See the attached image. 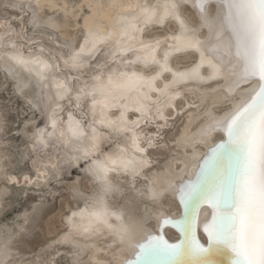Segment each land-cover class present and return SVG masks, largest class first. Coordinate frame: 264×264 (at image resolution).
<instances>
[{
    "label": "snow or ice",
    "instance_id": "snow-or-ice-1",
    "mask_svg": "<svg viewBox=\"0 0 264 264\" xmlns=\"http://www.w3.org/2000/svg\"><path fill=\"white\" fill-rule=\"evenodd\" d=\"M0 264H264V0H0Z\"/></svg>",
    "mask_w": 264,
    "mask_h": 264
},
{
    "label": "rangeland",
    "instance_id": "rangeland-1",
    "mask_svg": "<svg viewBox=\"0 0 264 264\" xmlns=\"http://www.w3.org/2000/svg\"><path fill=\"white\" fill-rule=\"evenodd\" d=\"M50 210L52 211V212H54L56 215H55V219H56V221L57 222H59V215H58V213H59V211H60V208H59V203L57 202V203H55V204H51L50 205ZM9 211V213H10V215L8 216V220H11L15 215H18V214H20V213H22L23 211H25V209H20V213H17V212H15L13 209H9L8 210ZM47 225H45V227H46ZM47 235L49 236V238L51 239V237L54 235V233H47Z\"/></svg>",
    "mask_w": 264,
    "mask_h": 264
},
{
    "label": "bare ground",
    "instance_id": "bare-ground-1",
    "mask_svg": "<svg viewBox=\"0 0 264 264\" xmlns=\"http://www.w3.org/2000/svg\"><path fill=\"white\" fill-rule=\"evenodd\" d=\"M203 218H204V216H203V214H202L201 219H203ZM166 235H167V237H168L170 240L172 239V233H171V232H167Z\"/></svg>",
    "mask_w": 264,
    "mask_h": 264
}]
</instances>
